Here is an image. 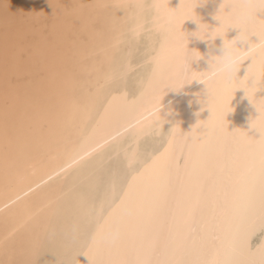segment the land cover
Here are the masks:
<instances>
[{
	"label": "bare ground",
	"instance_id": "obj_1",
	"mask_svg": "<svg viewBox=\"0 0 264 264\" xmlns=\"http://www.w3.org/2000/svg\"><path fill=\"white\" fill-rule=\"evenodd\" d=\"M221 3L0 0V264H264V54L193 81L264 11Z\"/></svg>",
	"mask_w": 264,
	"mask_h": 264
},
{
	"label": "clouds",
	"instance_id": "obj_2",
	"mask_svg": "<svg viewBox=\"0 0 264 264\" xmlns=\"http://www.w3.org/2000/svg\"><path fill=\"white\" fill-rule=\"evenodd\" d=\"M152 2L154 8L158 7L159 0H152ZM223 3L224 0H222V3L220 4V9ZM232 7L233 4L231 2L225 5V9H230L228 11H231ZM239 7H240V11L238 12V16L241 24L243 25L245 23H251L254 19L253 13L257 15L258 11H264V0H239ZM215 19L219 20L218 26H220L224 22L217 15L215 16ZM236 28L240 29L239 34L236 36L238 37V39L235 40L229 39L227 42L223 40L222 54L215 55L210 58V60L208 61L210 67L208 68V72L205 74L204 77L202 78L197 77L193 79V81L201 82L204 84L206 96L209 93V88H208L209 80L215 79L216 77L221 75H223L225 78L230 79L233 73L235 72L237 65L242 64L249 57H251V63H252L254 54H264V30L254 32L251 34V36L255 35L258 37V40L255 41V43H253L250 40L251 36L245 34V30L242 26ZM208 35L211 36V33L209 32ZM217 36L223 37L221 35H217ZM238 42L248 43L250 46L245 48L239 46ZM200 56H193L191 61L189 62L190 65L193 60L200 59ZM250 80L251 83L249 82ZM262 80H264V74H260L258 79L257 73L254 72L248 78V85L249 87H253L258 83L261 84ZM241 88L244 89L246 92L248 90L247 88L244 87ZM255 93L254 96L256 100L258 101L264 100V97L257 99ZM248 97L250 98L251 103L255 106L257 112L259 113L258 116H256V118L251 121L250 127L252 129L258 130L260 133V137H264V105L254 102L253 97L250 96Z\"/></svg>",
	"mask_w": 264,
	"mask_h": 264
}]
</instances>
